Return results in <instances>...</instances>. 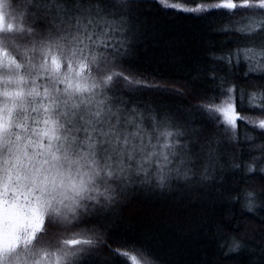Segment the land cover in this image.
<instances>
[{
	"label": "snow or ice",
	"instance_id": "snow-or-ice-1",
	"mask_svg": "<svg viewBox=\"0 0 264 264\" xmlns=\"http://www.w3.org/2000/svg\"><path fill=\"white\" fill-rule=\"evenodd\" d=\"M185 2L159 0L194 13L247 9L252 15L236 31L264 32V0ZM111 6L109 0H23L10 11L9 0H0V264H80L97 241L74 229L91 206L113 199L114 185L143 177L163 188L173 173L181 175L185 133L166 119L146 127L139 113L109 103L121 81L141 83L116 70L124 44L114 35L120 27L106 18ZM229 55L264 72V43ZM239 93L236 85L227 88L205 112L237 129L245 119L237 111ZM249 95L264 99V92ZM258 126L264 129V120ZM52 228L61 233L55 241ZM240 247L233 241L234 252ZM115 253L125 264L129 258L148 264L142 253L139 259Z\"/></svg>",
	"mask_w": 264,
	"mask_h": 264
},
{
	"label": "trees",
	"instance_id": "trees-1",
	"mask_svg": "<svg viewBox=\"0 0 264 264\" xmlns=\"http://www.w3.org/2000/svg\"><path fill=\"white\" fill-rule=\"evenodd\" d=\"M9 2L11 11L23 0ZM198 2L186 0L185 7ZM109 3L106 18L120 27L114 35L124 44L116 70L141 81H121L108 93L109 103L139 113L146 127L153 118L166 119L183 131L186 159L181 175L173 173L163 188L154 178L133 177L113 186L110 202L91 206L74 231L97 244L80 264H125L116 249L138 259L142 253L148 264H264V129L258 126L264 99L249 95L264 92V72L249 71L242 56L229 55L264 43V32L236 31L248 23L247 9L233 15L165 8L159 0ZM233 85L245 119L230 131L210 119L205 106L222 101L220 92ZM50 232L53 241L61 235ZM233 241L240 242L238 251Z\"/></svg>",
	"mask_w": 264,
	"mask_h": 264
},
{
	"label": "rangeland",
	"instance_id": "rangeland-1",
	"mask_svg": "<svg viewBox=\"0 0 264 264\" xmlns=\"http://www.w3.org/2000/svg\"><path fill=\"white\" fill-rule=\"evenodd\" d=\"M220 102H222V101H220ZM230 131H232V130H234V129H231V128H229V127H227ZM38 258V257H37Z\"/></svg>",
	"mask_w": 264,
	"mask_h": 264
}]
</instances>
